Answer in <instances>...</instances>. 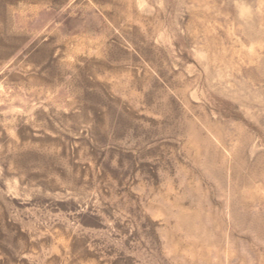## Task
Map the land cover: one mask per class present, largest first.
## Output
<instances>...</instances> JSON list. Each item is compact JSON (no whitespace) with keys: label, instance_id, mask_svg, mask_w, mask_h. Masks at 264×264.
<instances>
[{"label":"rangeland","instance_id":"1","mask_svg":"<svg viewBox=\"0 0 264 264\" xmlns=\"http://www.w3.org/2000/svg\"><path fill=\"white\" fill-rule=\"evenodd\" d=\"M0 264H264V0H0Z\"/></svg>","mask_w":264,"mask_h":264}]
</instances>
